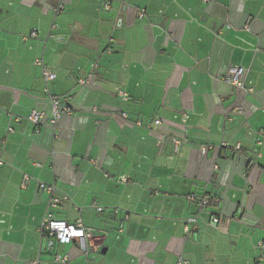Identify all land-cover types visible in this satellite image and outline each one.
<instances>
[{
	"label": "crops",
	"instance_id": "0c3cea01",
	"mask_svg": "<svg viewBox=\"0 0 264 264\" xmlns=\"http://www.w3.org/2000/svg\"><path fill=\"white\" fill-rule=\"evenodd\" d=\"M63 2L0 0V264H264V0ZM52 197L87 252L41 233Z\"/></svg>",
	"mask_w": 264,
	"mask_h": 264
},
{
	"label": "built area",
	"instance_id": "2783aa9c",
	"mask_svg": "<svg viewBox=\"0 0 264 264\" xmlns=\"http://www.w3.org/2000/svg\"><path fill=\"white\" fill-rule=\"evenodd\" d=\"M57 3L52 7L53 12L58 15L64 10V2L63 0H56ZM110 7L106 5V9L108 10ZM144 11H141L140 16L144 17ZM38 36L37 30H33L30 34V37L36 38ZM36 65L43 67V78L46 83L55 81L57 79V75L55 73L50 72L46 67L42 59H37L35 62ZM245 75L246 70L242 66H234L231 67L226 76L224 77V81L236 88L243 89L245 87ZM45 93L48 95L51 105V115L48 118V124L54 128L57 126L58 122L62 118L63 115L72 114V108L70 105V101L68 97H55L51 95L49 88L45 89ZM119 98L123 102H127L130 100L129 94L121 90L119 91ZM93 112H98V108H94ZM46 113L40 110H33L28 116V121L36 126H41L46 119ZM122 118L127 119L128 114L122 113ZM188 119L187 114L182 115V121L185 123ZM162 124L161 120H155L150 126L158 127ZM138 126H142L143 123L138 121ZM10 131H12L10 129ZM162 144V141H159V145ZM182 145V141L180 139H173V150L174 152H178ZM2 165V163H0ZM28 179V177H26ZM40 188L49 194L53 195L55 192V187L41 183ZM189 200L193 202H197V199L194 196L189 197ZM59 201L57 198L52 197V200L49 203V211L45 214L42 219V223L40 226V231L42 234L49 235L56 239L60 244L66 245L71 244L72 242L77 243L79 249L83 252L88 251L87 240L89 239V235L84 228L82 221L77 220L74 223H69L65 220L58 219L52 210L57 207ZM206 204V203H201ZM190 223H195L196 218L189 219ZM215 223H219V219H214ZM34 264H38V262H34ZM177 264H190L189 260L183 256L178 259Z\"/></svg>",
	"mask_w": 264,
	"mask_h": 264
},
{
	"label": "water",
	"instance_id": "95a60500",
	"mask_svg": "<svg viewBox=\"0 0 264 264\" xmlns=\"http://www.w3.org/2000/svg\"><path fill=\"white\" fill-rule=\"evenodd\" d=\"M106 251H104V253H105Z\"/></svg>",
	"mask_w": 264,
	"mask_h": 264
}]
</instances>
